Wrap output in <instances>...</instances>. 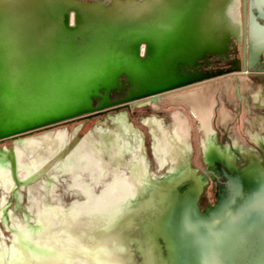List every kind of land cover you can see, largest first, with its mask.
Instances as JSON below:
<instances>
[{"label":"bare ground","instance_id":"6f19581e","mask_svg":"<svg viewBox=\"0 0 264 264\" xmlns=\"http://www.w3.org/2000/svg\"><path fill=\"white\" fill-rule=\"evenodd\" d=\"M211 1L215 3L111 0L108 5L48 0V9L54 7L48 13L28 0H0L1 12L12 6L21 9L20 19L31 22L34 46L52 53L38 63L40 75L29 76L27 91L13 87L16 71L8 75L5 69L0 75V130L7 136L24 125L73 121L81 113H93L95 103L106 109L112 104L111 96L136 98L189 84L202 64L225 60L232 41L238 40V22L231 11L237 0ZM71 17L75 25L69 24ZM150 45L157 48L153 58L137 56L139 47ZM121 77L125 78L119 82ZM215 92L212 88L173 99L198 118L206 151L213 142L208 125ZM146 108L151 104L139 107ZM62 113L66 116L54 118ZM106 122L112 128L99 125L69 161L59 162L75 137L65 130L18 145L22 180L48 166V177L62 185L54 186L46 177L28 188V209L37 224L22 240L24 244L15 248L17 264L31 263L54 243L82 249L84 243L100 239L133 213L152 181L178 173L187 160L190 134L181 114L169 123L151 122L150 157L142 136L130 130L125 115ZM1 171L0 209H4L6 193L13 186Z\"/></svg>","mask_w":264,"mask_h":264},{"label":"flooded vegetation","instance_id":"af4514ba","mask_svg":"<svg viewBox=\"0 0 264 264\" xmlns=\"http://www.w3.org/2000/svg\"><path fill=\"white\" fill-rule=\"evenodd\" d=\"M237 2L238 40L232 41L233 46L229 47L225 60L210 59L208 63L202 64L199 75L193 76L195 79L189 82L193 83L192 86L161 96L151 108L133 110L132 105H128L95 118H81L0 141V169L6 173L13 186L6 193L5 208L0 209V264H17L15 248L37 224L28 209V188L49 175L47 166L43 171L38 170L35 176L22 180L19 175L17 147L22 142L45 137L67 124H75L71 133L75 137L67 148L71 149L73 146L77 147L79 138L87 127L93 123L92 128L105 123V119L113 112H126L128 124L130 121L134 124H129L132 132H137L134 126L138 125L150 138V124L153 120L169 123L174 115L181 114L190 134V147L186 154L190 168L184 171V175L187 173L188 177L195 176L204 182L198 202L201 214L215 207L220 196L232 197L231 185L237 180L236 173L251 161L264 164V0ZM140 53L142 58L146 57V46L140 47ZM229 69L235 72H227ZM226 87L232 90V95L228 94ZM212 88H216V92L212 96L214 105L208 126L213 142L206 151L198 118L190 108L175 104L173 99ZM50 182L54 186L62 185V181L57 183L48 177V183ZM3 194L4 190L0 186V200L3 199ZM138 264H142L140 258Z\"/></svg>","mask_w":264,"mask_h":264},{"label":"water","instance_id":"95a60500","mask_svg":"<svg viewBox=\"0 0 264 264\" xmlns=\"http://www.w3.org/2000/svg\"><path fill=\"white\" fill-rule=\"evenodd\" d=\"M210 3L215 1L210 0ZM156 51L157 48L150 45L146 59L153 58ZM136 53L140 57V47ZM124 78L118 81L122 82ZM21 84L17 81V86ZM28 84L29 79L27 83L23 82L22 88L16 89L27 91L30 89ZM190 85L193 83L136 98L127 97V101L112 103L106 109H100L95 103L93 113H81L74 120L95 118L108 110L128 105H132L133 110H139L141 104L154 105L161 96ZM111 98L113 102L121 99ZM61 116L66 115L62 113L54 118ZM69 120L24 125L7 136H4L6 131L0 130V141L72 122ZM77 147L63 152L59 161H69ZM188 168L190 163L187 159L177 169L180 170L178 173L152 181L133 213L116 223L100 239L84 243L82 249L54 243L49 250H41L28 264H138L139 258L142 264H264V164L251 161L236 173L237 180L231 185L232 197L220 196L217 205L207 209L205 214H201L198 208L204 182L195 176L188 177L187 173L184 175ZM20 242V245L24 244V241Z\"/></svg>","mask_w":264,"mask_h":264},{"label":"rangeland","instance_id":"374dc122","mask_svg":"<svg viewBox=\"0 0 264 264\" xmlns=\"http://www.w3.org/2000/svg\"><path fill=\"white\" fill-rule=\"evenodd\" d=\"M31 1L33 4H37L38 7L42 10H45L46 12H51V9L54 7H47L48 0H28ZM61 2V0H59ZM56 0V2H59ZM65 1V0H63ZM80 2H97V1H104L108 5L111 0H78ZM237 3L233 5L232 7V14L233 18L237 20L238 22V12H237ZM52 9V10H53ZM4 12L0 11V75H3L5 69H7L8 75H15V71L17 72V81L20 83L23 82L27 83V80L30 75H40V72L38 71V63L40 61L45 62L43 59L46 60V58L52 53L48 52L44 47L40 46L39 48H36L33 44L32 37H31V22L28 20V22L23 18L21 14L23 12L21 9H19L17 6L9 7V9L4 10ZM48 12V13H49ZM70 25L74 24V18L71 17L69 19ZM234 44V43H233ZM233 45H231L232 47ZM227 72H235L233 69H229ZM17 81L13 84L14 87L22 88L23 85L17 86ZM127 96H124L119 100L118 102L112 103H123L127 101L129 98H126ZM120 105L119 107H121ZM114 110V109H113ZM108 111H112L108 110ZM106 111V112H108ZM126 112L117 111L113 112L109 115L108 118H115L120 115H125ZM105 119V120H108ZM170 122V121H169ZM100 123V122H99ZM130 125H134L132 121L129 122ZM94 125L91 124L89 127H87L86 131L81 134L80 141L84 140L89 134L94 131L97 127L92 128ZM110 127L112 128V124L108 123ZM63 128V129H61ZM75 128V124H67L65 126L60 127V129H57L55 131H52L51 133L60 132L62 130H65L69 133L73 132V129ZM92 128V130H91ZM135 131L139 132L143 136V142L146 149L147 156L150 157L151 155V138L149 135L141 130L139 126H134ZM88 132V133H87ZM126 264V262H124Z\"/></svg>","mask_w":264,"mask_h":264}]
</instances>
